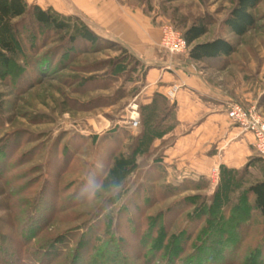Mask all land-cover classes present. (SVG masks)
<instances>
[{"label":"rangeland","instance_id":"374dc122","mask_svg":"<svg viewBox=\"0 0 264 264\" xmlns=\"http://www.w3.org/2000/svg\"><path fill=\"white\" fill-rule=\"evenodd\" d=\"M108 1L116 8L143 16L153 27L161 28V32L165 26H172L183 34L194 23L205 22L208 32L197 43L222 38L235 47V53L225 64H220V68L208 70L199 65L200 69L214 81L218 82L220 77L226 79L225 82L230 79L233 92L245 94L253 101L248 107L241 105L246 109L255 107L264 118V0L251 12L255 24L244 36L231 33L227 27L239 0ZM45 36L47 33H43L39 41ZM102 39L94 47L48 45L38 51L37 56L33 53L32 59L28 58L29 62L33 60L30 67L18 61L10 67L11 73L0 66V94L4 106L0 111V160L2 157V162L6 161L5 170L12 176L6 180L0 176V225L9 220H17L16 228L27 223L24 220L28 218V211L21 209L19 203L25 200L34 204L28 198L38 194L46 182H55L58 173H61L60 184L70 186L66 196L69 198L82 187L90 173L95 177L96 171L110 164L108 155L115 148L119 153L117 161L131 154L142 132V108L150 104L153 97L147 89V75L152 67L137 55L135 47ZM23 49L28 47L24 45ZM134 104L140 115L137 129L130 128V107ZM171 122L169 120L167 125L169 131L175 126ZM170 133L156 140L148 152L136 157L134 173L126 179L130 187L141 183L148 170H154V174L162 178L158 186L186 188L182 194L153 204L148 213L153 217L167 208H180V202L188 201L194 207L210 205L221 183L220 170L218 175L212 170L209 181L178 180L170 175L163 160L165 149L174 139ZM0 170H4L2 164ZM243 171L237 178H242L244 188L264 178V170H252L248 177ZM14 177L19 182L7 183ZM28 185L32 188L24 190ZM239 197L240 193L234 200L238 201ZM100 201H92L93 207ZM72 226L52 224L46 228L47 234L57 236L58 232ZM158 231L161 230L158 228ZM154 245L159 242L155 240ZM243 253L246 257L247 253ZM258 256L246 264H260Z\"/></svg>","mask_w":264,"mask_h":264},{"label":"trees","instance_id":"16d2710c","mask_svg":"<svg viewBox=\"0 0 264 264\" xmlns=\"http://www.w3.org/2000/svg\"><path fill=\"white\" fill-rule=\"evenodd\" d=\"M259 2L238 1L227 21L231 33L244 36L254 27L251 12ZM207 32L205 22L194 23L183 32L190 48L189 60L220 68L233 56L235 47L222 38L197 43ZM43 33L48 36L39 41ZM101 41L78 17L43 10L27 0H0V66L6 72L11 73L10 67L18 61L30 67L33 60L29 62L28 58L48 45L94 47ZM24 45L28 49L24 50ZM19 73L24 74L22 70ZM3 107L0 94V111ZM142 112V132L131 154L117 161L118 148L110 152V164L96 171L102 188L93 198L82 194L87 180L67 198L70 186L60 184L58 173L55 182H46L38 194L28 198L34 204L25 200L19 203L28 211L27 223L16 228L17 220H9L0 225V264H246L259 253L257 258L264 264V178L244 188L242 178H237L240 172L224 170L225 179L210 205L194 207L185 201L176 210L171 207L157 217L148 215L153 204L182 194L186 188L158 186L162 178L154 170H148L141 183L129 187L126 179L134 173L136 157L172 132L167 129L169 120L176 126L175 106L162 94L155 93ZM2 161L1 157L4 170H0V176L6 180L12 176L5 170L6 161ZM16 179L7 183L19 182ZM113 181L121 185L119 195L109 190ZM29 187L24 186V190ZM100 199L93 207L92 201ZM80 207L87 209L77 211ZM52 224L73 226L56 236L47 234L46 228ZM155 240L159 245H154Z\"/></svg>","mask_w":264,"mask_h":264},{"label":"crops","instance_id":"0c3cea01","mask_svg":"<svg viewBox=\"0 0 264 264\" xmlns=\"http://www.w3.org/2000/svg\"><path fill=\"white\" fill-rule=\"evenodd\" d=\"M27 1L43 10L78 17L99 37L135 47L137 55L151 64L147 89L153 95L166 97L173 85L181 86L171 103L175 106L176 126L171 132L174 139L163 157L174 178L209 181L212 170H220L223 181L224 170H248L246 177L252 170H264L253 136L234 124L227 112L232 103L248 107L253 101L245 94L233 92L230 79L227 83L222 77L214 81L199 65L208 70L216 68L190 61L189 54L172 57L164 53L160 48L161 28L153 27L143 16H135V12L116 8L108 0Z\"/></svg>","mask_w":264,"mask_h":264},{"label":"built area","instance_id":"2783aa9c","mask_svg":"<svg viewBox=\"0 0 264 264\" xmlns=\"http://www.w3.org/2000/svg\"><path fill=\"white\" fill-rule=\"evenodd\" d=\"M160 48L169 56H186L190 48L183 35L172 26H165L162 29ZM181 86L173 85L166 93V98L172 104L177 98ZM130 116V128L137 129L140 126V115L138 106L132 105ZM228 118L243 131L250 133L254 139V147L258 156L264 160V118L255 107L246 109L239 103H232L228 109ZM218 175L219 170H214Z\"/></svg>","mask_w":264,"mask_h":264},{"label":"clouds","instance_id":"9594fccd","mask_svg":"<svg viewBox=\"0 0 264 264\" xmlns=\"http://www.w3.org/2000/svg\"><path fill=\"white\" fill-rule=\"evenodd\" d=\"M101 188H102V185L100 181L96 177L90 176L85 183V187L82 191V194L86 198H93L96 192L100 190ZM109 190L111 191L113 195H119L120 190H121V185L119 184L118 181H113L109 186Z\"/></svg>","mask_w":264,"mask_h":264}]
</instances>
